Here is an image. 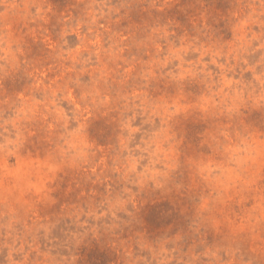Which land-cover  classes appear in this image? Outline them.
I'll return each instance as SVG.
<instances>
[{"label":"rangeland","instance_id":"obj_1","mask_svg":"<svg viewBox=\"0 0 264 264\" xmlns=\"http://www.w3.org/2000/svg\"><path fill=\"white\" fill-rule=\"evenodd\" d=\"M262 71L264 0H0V264H261Z\"/></svg>","mask_w":264,"mask_h":264},{"label":"snow or ice","instance_id":"obj_2","mask_svg":"<svg viewBox=\"0 0 264 264\" xmlns=\"http://www.w3.org/2000/svg\"><path fill=\"white\" fill-rule=\"evenodd\" d=\"M261 77V84L264 85V71L261 72ZM261 99L264 100V95H262ZM261 107L264 108V104H262ZM245 116L246 113L240 112L238 109L234 110L229 117L228 123L223 125L224 130L217 131L214 142L209 146L199 147L197 146V142L193 141L192 147L185 153V155L190 158L186 163H188L191 168L196 169L198 167L202 168V166H206L205 162L211 160L217 167L218 176L222 174L221 170H223V172L230 170L235 174V178L240 180L245 170L239 167V164L242 162H238L237 159L230 154L229 147L233 144L242 142L240 137L244 136L246 138L248 134L252 132L254 126L253 122L250 119H245ZM221 123L223 124V121H221ZM259 136L262 142L261 153L262 157H264V127H261ZM260 180L261 184L264 185V164H262ZM262 192H264V188H262ZM204 195L207 196L208 193L205 192ZM197 204H199L201 211L204 212L205 215H207V208L213 207L211 201H204L201 203V201L197 200ZM218 205L219 202H217V206ZM207 219L208 226H213L214 221L212 218L207 217ZM219 219L220 217L217 216L216 220L218 221ZM183 224L184 222L182 221L181 232L178 237L180 239H185L187 236L191 235V233L183 227ZM218 227L221 233H227L226 225L221 224L218 225ZM194 230L195 227L193 226V231ZM261 264H264V261H261Z\"/></svg>","mask_w":264,"mask_h":264}]
</instances>
